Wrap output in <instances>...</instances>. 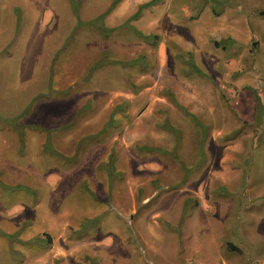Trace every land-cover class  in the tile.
<instances>
[{"label":"rangeland","instance_id":"1","mask_svg":"<svg viewBox=\"0 0 264 264\" xmlns=\"http://www.w3.org/2000/svg\"><path fill=\"white\" fill-rule=\"evenodd\" d=\"M0 264H264V0H0Z\"/></svg>","mask_w":264,"mask_h":264}]
</instances>
